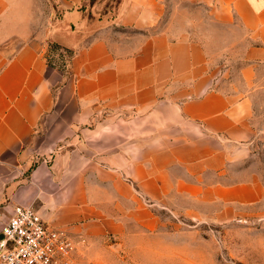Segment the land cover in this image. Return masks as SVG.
<instances>
[{
  "label": "crops",
  "instance_id": "1",
  "mask_svg": "<svg viewBox=\"0 0 264 264\" xmlns=\"http://www.w3.org/2000/svg\"><path fill=\"white\" fill-rule=\"evenodd\" d=\"M184 1L237 37L220 69L191 30L151 32L163 0H53L38 28L1 16L19 44L0 47V237L32 205L89 259L161 229L156 208L223 221L264 202L242 165L264 141V0Z\"/></svg>",
  "mask_w": 264,
  "mask_h": 264
},
{
  "label": "rangeland",
  "instance_id": "2",
  "mask_svg": "<svg viewBox=\"0 0 264 264\" xmlns=\"http://www.w3.org/2000/svg\"><path fill=\"white\" fill-rule=\"evenodd\" d=\"M52 1L15 0L12 4L8 0L0 5V19L2 15L5 17L7 27L11 25L7 19L12 14L16 24L25 22L28 13L34 16L35 26L42 27L52 12ZM163 1V19L151 32L191 30L196 39L207 41L214 69L228 64V47L237 38L228 36L229 26L215 22L206 7L184 0ZM18 44L15 37L0 36V47L7 49L10 55ZM52 53L53 64L61 68L67 66L70 53L63 49H52ZM253 150L254 153L242 165L264 184V141L257 143ZM156 209L154 213L163 223L161 229L149 231L146 238L133 235L112 238L113 243H121L119 248L101 251L89 259L81 252L76 255V264H264V202L245 206L223 221H218L210 212L200 217ZM86 248L87 242L81 250Z\"/></svg>",
  "mask_w": 264,
  "mask_h": 264
},
{
  "label": "built area",
  "instance_id": "3",
  "mask_svg": "<svg viewBox=\"0 0 264 264\" xmlns=\"http://www.w3.org/2000/svg\"><path fill=\"white\" fill-rule=\"evenodd\" d=\"M86 239L49 225L32 206H16L0 237V264H76Z\"/></svg>",
  "mask_w": 264,
  "mask_h": 264
},
{
  "label": "trees",
  "instance_id": "4",
  "mask_svg": "<svg viewBox=\"0 0 264 264\" xmlns=\"http://www.w3.org/2000/svg\"><path fill=\"white\" fill-rule=\"evenodd\" d=\"M90 2H91V3H94L95 0H90ZM51 48H52V49H62V48H60V47H58V46H56V45L52 46ZM63 50L66 51L67 53H70L69 55H70V57H71V55H72V52H71V51L66 50V49H63Z\"/></svg>",
  "mask_w": 264,
  "mask_h": 264
}]
</instances>
